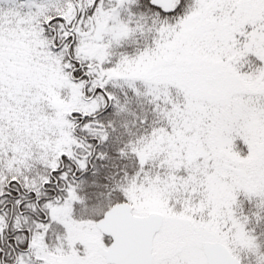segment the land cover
I'll list each match as a JSON object with an SVG mask.
<instances>
[{
  "label": "snow or ice",
  "instance_id": "snow-or-ice-1",
  "mask_svg": "<svg viewBox=\"0 0 264 264\" xmlns=\"http://www.w3.org/2000/svg\"><path fill=\"white\" fill-rule=\"evenodd\" d=\"M0 264H264V0H0Z\"/></svg>",
  "mask_w": 264,
  "mask_h": 264
}]
</instances>
